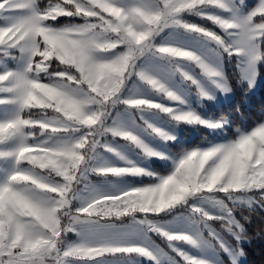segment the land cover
<instances>
[{"label": "snow or ice", "instance_id": "obj_1", "mask_svg": "<svg viewBox=\"0 0 264 264\" xmlns=\"http://www.w3.org/2000/svg\"><path fill=\"white\" fill-rule=\"evenodd\" d=\"M38 3L39 0H0V13H30L21 15L8 26L0 27V45L8 44L14 47L23 42L21 51L30 53L26 71L35 73L37 77L32 79L25 75L14 76L10 72L0 74V85H5L10 79L12 81L8 86L0 87V91L15 93L14 102L19 104L21 111L38 109L45 116L49 111L55 113L51 118L32 119L18 115L13 120L0 122V144L15 137L21 139L19 146L14 150L0 151V157H11L16 165L30 166V170L18 168L5 183L0 184V264H45L46 258L54 261V264H65L66 258L92 260L106 255L131 254L155 260L153 251L147 247L119 246L114 242L122 237L105 236L104 230L114 227L107 221L113 217L120 218L134 213L159 214L184 201L191 194L207 191L205 185L199 184L200 178L223 176L227 177L231 185L234 172L228 173V163L238 157L241 146L247 142L254 144V152L250 153L249 159L245 161V183L238 190L264 193V142L257 140L258 133L264 131V125H261L234 143L188 153L179 161L175 171L159 183L120 195L92 199L71 215L68 211L71 201L76 198L73 190L83 175L82 166L89 158V153L96 148L97 136L102 131H110L113 136H120L135 143L149 156H160L127 131L102 128L103 118L109 106L118 102V94L126 80L133 75L137 59L144 52L154 49V37L164 28L176 25L202 34L223 47L229 55L245 54L249 57L251 84L257 74L255 63L262 58L258 51V41L264 39V0H260L259 6L239 22L201 11L205 7L225 9V0H161L162 8L156 11L140 6L122 8L116 6L113 0H61L43 13L35 10ZM193 11L233 36L234 45L225 44V40L211 30L185 23L180 19L183 13ZM60 16H80L90 22L61 30L43 26L44 21L55 20ZM255 17L260 18L259 22L254 20ZM118 48L123 51L115 52ZM155 51L169 57L196 61L209 77L219 75L190 51L172 46H160L155 48ZM110 52L115 53L110 59L96 58L98 53ZM37 57L39 59H36ZM53 60L58 65L65 66V71L54 73L61 82H41L39 74L47 72ZM136 74L153 88L165 92L170 99H178L147 74ZM217 87L223 91L228 90L222 84H217ZM4 102L0 100V103ZM123 102L137 108L147 106L160 108L164 112L172 111L144 99ZM174 119L189 123L198 121V117L191 113L176 115ZM32 128H39L41 135L46 131L52 134L81 129L88 131L75 142L65 141L49 146L47 141L34 144L26 142L28 139H35V133L24 131ZM155 131L166 140L174 139L163 131ZM107 150L114 151L111 148ZM193 153L197 156V163L206 153L210 155L203 169L190 175L186 161ZM120 158L124 159L122 156ZM92 170L101 175H151L135 166L100 167ZM41 172L47 176L59 177L60 180L50 182L46 176L40 174ZM210 186L209 183L208 187ZM177 189L181 191V195H170ZM216 203L231 215L227 205L222 201ZM64 217H69V220L65 222ZM81 224L87 226L91 242L61 251L57 246L63 236L70 231H76V226ZM233 224L242 230V226L234 219H229L226 226L231 230ZM151 230L160 233L170 242L195 245V240L187 234L163 232L155 225L151 226ZM235 235L239 239V233ZM177 254L186 264H204V261L191 258L182 251Z\"/></svg>", "mask_w": 264, "mask_h": 264}, {"label": "rangeland", "instance_id": "obj_2", "mask_svg": "<svg viewBox=\"0 0 264 264\" xmlns=\"http://www.w3.org/2000/svg\"><path fill=\"white\" fill-rule=\"evenodd\" d=\"M60 2L61 0H49L47 2L40 0V5L44 12L47 8ZM81 2H83V0H81ZM247 3H250L249 6L251 8L249 10L252 13L259 6L260 0H245L244 6ZM132 4L135 6V3ZM137 4L148 10L156 11V8H152L151 5L147 3H143L142 0H138ZM201 11L206 14L217 16V14L213 10H210V8H203ZM21 15L22 11H5L0 13V27L8 26ZM63 17L74 16H60L55 20L44 21L43 26L54 30L64 29L63 27L57 29L50 23V21H56ZM182 17L183 14L181 15V18ZM193 17L199 20L206 19L197 14ZM254 20L259 22L260 18L255 17ZM211 23L216 29L217 25L213 22ZM172 27H175L177 31L179 30L181 32V35L179 36H181L180 38L182 41L186 43L182 49L192 52L199 58V60L205 59V64L212 67L219 73V75L209 77L203 70H198L196 68L198 65L196 61L187 60L185 58H183L184 62L189 69L193 70L194 74H197L198 79L191 80L188 78V80L183 76L180 80L177 77L176 80L173 79L172 81H167L161 77L157 78L159 79L157 80L148 75L158 81L159 84L163 85L167 91L172 92L178 97V99L172 100L165 92H160L153 88L146 81L141 80L136 74L139 72L146 74L145 68H148L147 63L141 62V57L145 54L144 52V54L136 61L133 75L126 80L121 92L118 94V107L122 105V111H118V124L120 125V130L127 131L136 136L144 145L152 151L159 153L160 156H149L135 143L120 137L124 139L125 142L122 143L121 141H118V167L126 168L135 166L143 169L144 172L150 173L151 175L123 174L118 175V177H113L112 179L100 180L98 183H107H100V185H98L100 187H97V190L94 193L95 198H99L97 197L98 194H102V197L107 196L108 194H104L102 190H107V188H103L108 186L111 192L115 193L116 191L112 188L114 186V181H118V195L131 191L133 188H142L159 183L161 179L171 175L175 171L179 161L188 153L194 150L203 151L212 147L234 143L241 136L248 135L257 127L264 125L263 120L262 123L253 128L242 126L235 130V134H233L230 129V118L216 120L209 115L211 107L220 106L222 103L230 101L235 96L234 90L230 85L227 91H223L221 88L217 87V84H222L227 88L228 85L224 82L226 63L228 67V65L232 64L233 60L238 59V55H229L223 47L217 45L216 42L205 38L200 33L188 31L181 26L172 25ZM217 28L221 29L219 26ZM263 41L264 39L258 41V51L260 54ZM20 44H17V49L16 46L13 47L8 44L0 45V68L5 69L9 64L15 62L16 52L19 51ZM243 55L244 54H242V56ZM107 56L109 57L111 55H108L107 53ZM260 62L261 59L259 60V64ZM49 69L45 73H48ZM5 73L8 72H4L3 74ZM240 79L242 78L240 77ZM11 82L10 79L5 85L0 86H8ZM260 82L261 81L259 80L258 85H255L253 81L251 84L249 83V80L244 81L252 91L258 89ZM240 83L242 82L240 81ZM130 85V89L127 90ZM202 93H205L206 95H202ZM131 99H144L159 104L162 107H167L172 111L164 112L160 108H148L147 106L137 108L123 102ZM183 113H191L195 117H198V121L189 123L187 121H178L174 119L176 115ZM199 121L205 123H200ZM214 124H220L221 126H209ZM104 126L105 122L103 121V129H105ZM121 126H123V128H121ZM155 130L163 131L167 136L174 137V139L166 140ZM204 131L207 132L204 133ZM77 132L78 131H75L74 133L61 132L63 135L57 133L43 137L41 136L42 138L37 139L35 137L32 141L33 143H27L34 144L41 140V142L47 141L49 144L56 140L53 144L54 146L65 141L75 142L82 136ZM102 135H105V131H102L100 136ZM18 140L19 137H15L5 142V147H1L0 151L6 152L14 150ZM257 140L264 142L259 136L257 137ZM96 149L97 147L94 150ZM253 152L254 144H250L246 148L245 154L242 155L239 160L234 158L232 161H229L227 166L228 173H235L238 169H242L243 176L245 177V161L249 159L250 153ZM121 156L124 157V159H121ZM103 157L107 158L106 155H102L99 159H102ZM92 158L93 156L91 157V160ZM12 159L13 158L9 157V160H5L0 164V184L5 183L10 176L9 172L11 170L10 165L12 164ZM102 163L104 162L101 161V164ZM228 173H225V175ZM221 177L223 178V176ZM58 179L60 178L49 177L48 181L56 182ZM132 179L141 184V186L135 187L132 185ZM93 181L94 179L90 180V182ZM237 194L240 196V199L238 200L235 199V197L229 199L227 195L223 193H210L207 191L198 192L187 196L184 201L160 212L159 214L150 213L145 215L134 213L120 218L114 217L107 221V223L114 225V227L104 230L103 234L105 236L122 237V239L114 242L119 246L147 247L153 251L155 260L145 258L139 254L106 255L92 260L66 258L65 264H186V262L177 254L178 251H182L185 255L191 258L204 261V264H245V245L249 242L248 237L245 235L246 227L251 224L255 211H264V193L255 190H241L238 191ZM89 201L90 200H87L84 206H86ZM216 201H222L227 205V208L231 210V215L229 216V212L225 211V209L222 208L220 204L216 203ZM72 204L73 202L71 201L69 209L71 207L74 208L75 205L73 206ZM209 217H211V219H209ZM229 219H234L242 226V230L237 228L235 224L231 225V230H229V227L226 226ZM68 220L69 219H67V221ZM141 221L145 222L141 223ZM102 223H104V221H102ZM152 225L160 228L163 232L187 234L195 240V245L186 242H170L160 233L152 231ZM235 233H239V239H237ZM90 242L91 234L87 231V226L81 224L76 226V231H70L65 234L57 247L63 251L68 247ZM48 262L54 263V261L46 258L45 264Z\"/></svg>", "mask_w": 264, "mask_h": 264}, {"label": "crops", "instance_id": "obj_3", "mask_svg": "<svg viewBox=\"0 0 264 264\" xmlns=\"http://www.w3.org/2000/svg\"><path fill=\"white\" fill-rule=\"evenodd\" d=\"M43 1L47 2L49 0H43ZM244 1L245 0H225V4H226L225 9H219L217 7H205V8H208V9L210 8V10H213L217 14V16H219L223 19L239 22L240 20L246 19L251 14V12L249 10L251 8L249 6L250 3L249 4L247 3L248 5L246 4L244 6ZM137 2H138V0H113V3L116 6H119L122 8H129V7L133 6L132 3H135V6H138ZM142 2L151 5V7L156 8V10L162 8L161 0H142ZM35 10L40 12V13L43 12L41 5H40V0H39L38 5L35 6ZM27 14H30L29 11H22V15H27ZM187 16H192V17H187ZM193 16H196L195 11H193L191 13L185 12V13H183V17L182 18L180 17V19L185 23L191 22L190 24H192L193 21L195 20V18ZM75 17H78V16H75ZM81 18L84 19L83 22H72V23H66V24L58 25V24L54 23V22H57L59 20L58 19L56 21H50V23H51V25H53L57 29L58 28L61 29L62 27L63 28H66V27L74 28L76 26L79 27V26H83L87 22H90L83 17H81ZM202 20L209 21L207 19H202ZM193 24L196 25L195 23H193ZM217 27H216V29L213 27H207V28L202 27V28L211 30L212 32L220 35L225 40L226 44L234 45L233 36L228 35L226 32L223 33V31ZM232 31H235V30H232ZM179 35H181V32L179 30L177 31V29L175 27H172V25H170L169 27L164 28L162 31H160L154 37V39H153L154 49L146 51L145 54L141 57V62L147 63L148 68H145L147 75H150L156 79L161 77L167 81H172L173 79L176 80L177 77L180 80V78H182L183 76H185L187 79L189 78L191 80L198 79L197 74L196 73L194 74L193 70L188 68V66L184 62L183 58L169 57V56H166L163 54H159L158 52L155 51V48H158L160 46H172V47H177V48L182 49L184 47V45H186V43H184V41H182V39L180 38L181 36H179ZM22 47H23V42L20 44L19 51L16 52L15 62L12 64H9L7 67H5V69L0 68V74H3L4 72H8V73L10 72V73H13L14 76L15 75H25L28 78H32V79L37 78L35 73H30V72L26 71L27 65H28L29 60H30V53L27 51H21ZM190 48H191V46H190ZM16 49H17V45H16ZM120 51H123V49L118 48L117 50H115V52H117V53ZM114 54L115 53L110 52V53H108V55H111V56L108 57L107 53H98V54H96V58L101 59V60L110 59L114 56ZM36 59H39V57H37ZM204 60L205 59H202L200 61L205 63ZM54 65H57L58 68H59V66H61L62 68L65 67L63 65H58V63L55 60H53L51 62V67L49 69V72L44 73V74L43 73L39 74V80L41 82L50 83V84H55V83L61 82L60 79L54 75V73H58V71L53 70ZM259 65H260L259 61L255 63V70H256L257 74L252 79V81L254 82L255 85H258L259 80L261 81V78L259 75ZM196 68L198 70L199 69L202 70L199 67V64L197 65ZM225 68H226V70H225L226 74H225L224 82L226 85H228L227 86V89H228L230 82H229V79L227 76V70H228L227 63H226ZM236 68H237L238 74L242 78V79H240L241 82H244L245 80L246 81L249 80V75H250L251 69L249 67V57H247V55H245V54L243 56H242V54L238 55V59L236 60ZM157 80H159V79H157ZM259 85H260V83H259ZM0 87H4V86H0ZM130 87H131V85L128 86L127 90H129ZM231 88H232V86H231ZM127 90H125V91H127ZM15 99H16L15 93L0 91V100L5 101L4 103H0V122H7L9 120H13L18 115L24 116L26 118L31 117L32 119L51 118L55 115V113L49 111L47 113V116H45L44 113H42L38 109L21 111L19 104L14 102ZM109 108H111V109H109ZM109 108L106 112L105 117L103 118V121L105 122L104 128H105V130L106 129H112V128L119 129L120 125L118 124V111L119 110L122 111V105L120 107H118V102H117L114 105L109 106ZM102 125H103V123H102ZM121 128H123V126H121ZM24 131H25V133H27V132L35 133L36 139L42 138L43 136L52 135V133L47 132V131L44 132L43 135H41L39 128L25 129ZM87 131H88L87 129H81L77 133L84 135ZM70 133H74V132H70ZM100 135L97 136V140H98V144L96 146L97 149L93 150L92 152L89 153V158L86 160L85 165L82 166L83 175L79 178V182L74 185L73 195L76 198L72 200V202H73L72 205L73 206L75 205L76 207L74 206L75 209L72 207L69 209L70 214L76 212L77 209L84 207L85 202L87 200L95 199L94 193L96 192L97 187H100L98 185H100V183H107V182H99L98 183V181L103 180V179H112L113 177H116V176L118 177V175H112V174L101 175V174H98L97 172L92 170V169L100 168V167H118V155H117V153H118V141H121L122 143L125 142V140L120 138V136H113L110 131H105V135H102V136H100ZM33 140L34 139H28V141H26V142L33 143L32 142ZM55 141L56 140L50 142L48 145L53 146ZM20 142H21V139L19 137L16 148L19 146ZM38 142H41V140ZM38 142H36V143H38ZM4 144L5 143L0 144V148L5 147ZM108 148H111L114 151H109V150H107ZM102 155H106L107 158L103 157L102 159H99V157ZM92 156H93V158L91 160ZM5 160H9V157H7V156L0 157V164H2V162H4ZM101 161H103L104 163L101 164ZM18 168L20 170H30L29 165H27V164L16 165L14 159H12V164L10 165L11 170L9 169L10 170L9 174L11 175ZM37 171H39V170H37ZM40 174L46 176L47 179L49 177H56L54 175L47 176V174L43 173V172H41ZM92 179H94V181L90 182V180H92ZM59 180L60 179H58V181ZM113 183H114L113 184L114 186L112 188L114 191H116L115 193L111 192L109 186L103 188V189L107 188L108 191L102 190L104 194H108L107 196L118 195V181H114ZM131 183H133L132 185H134L135 187L141 186V184H139L137 181H134V179L131 180ZM133 189H135V188H133ZM98 192H100V191H98ZM109 194H111V195H109ZM97 197H102V194H98ZM67 219H69V218L64 217L65 222H67Z\"/></svg>", "mask_w": 264, "mask_h": 264}, {"label": "trees", "instance_id": "obj_4", "mask_svg": "<svg viewBox=\"0 0 264 264\" xmlns=\"http://www.w3.org/2000/svg\"><path fill=\"white\" fill-rule=\"evenodd\" d=\"M81 17H64L55 24L62 25L72 22H83ZM196 25L207 28L213 24L206 20L195 18ZM261 62L259 65L260 85L256 91L244 82L240 83V76L236 68V60L228 65L227 76L234 90V98L220 106L211 107L209 115L214 119L230 118V129L235 134V130L242 126L253 128L264 120V41L261 46ZM54 71H65V67L53 66ZM207 131H204V133ZM189 147V146H188ZM245 235L249 242L245 245L246 261L245 264H264V211H255L251 224L246 227ZM161 242L159 239H157Z\"/></svg>", "mask_w": 264, "mask_h": 264}, {"label": "clouds", "instance_id": "obj_5", "mask_svg": "<svg viewBox=\"0 0 264 264\" xmlns=\"http://www.w3.org/2000/svg\"><path fill=\"white\" fill-rule=\"evenodd\" d=\"M191 123V122H190ZM258 136L261 138V140H264V131H261L258 133ZM250 145V142L245 143L241 146L240 153L237 157L239 158L245 154L246 148ZM210 154H205L202 158L198 160L197 163V156L195 153H193L192 156L189 157L188 161H186V164L189 169L190 175L194 174L195 172H198L200 169H203L205 161L209 158ZM210 183V187H208ZM245 183L243 171L242 169H238L237 172L233 175L232 184L229 185V181L227 177H217L216 175H212L208 179L200 178L199 184H203L207 187V192L210 193H223L226 194L227 197H231L232 199L235 197V199H240V196L237 194L238 189ZM199 184H197V187H199ZM215 189V191H213ZM170 195L179 196L181 195V191L179 189L173 191L170 193Z\"/></svg>", "mask_w": 264, "mask_h": 264}, {"label": "built area", "instance_id": "obj_6", "mask_svg": "<svg viewBox=\"0 0 264 264\" xmlns=\"http://www.w3.org/2000/svg\"><path fill=\"white\" fill-rule=\"evenodd\" d=\"M47 264H54V263H47Z\"/></svg>", "mask_w": 264, "mask_h": 264}]
</instances>
